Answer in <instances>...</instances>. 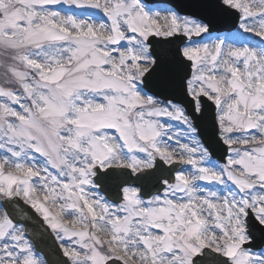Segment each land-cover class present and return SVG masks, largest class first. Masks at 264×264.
Listing matches in <instances>:
<instances>
[{
  "label": "snow or ice",
  "instance_id": "6c2138e0",
  "mask_svg": "<svg viewBox=\"0 0 264 264\" xmlns=\"http://www.w3.org/2000/svg\"><path fill=\"white\" fill-rule=\"evenodd\" d=\"M152 3L0 0V264H264V0Z\"/></svg>",
  "mask_w": 264,
  "mask_h": 264
},
{
  "label": "water",
  "instance_id": "95a60500",
  "mask_svg": "<svg viewBox=\"0 0 264 264\" xmlns=\"http://www.w3.org/2000/svg\"><path fill=\"white\" fill-rule=\"evenodd\" d=\"M153 1H157V0H153ZM169 1L170 3H172L173 5H177L179 4L177 1L175 0H167ZM46 244H51V241L50 240H45L41 243V247H45Z\"/></svg>",
  "mask_w": 264,
  "mask_h": 264
},
{
  "label": "rangeland",
  "instance_id": "374dc122",
  "mask_svg": "<svg viewBox=\"0 0 264 264\" xmlns=\"http://www.w3.org/2000/svg\"><path fill=\"white\" fill-rule=\"evenodd\" d=\"M155 5H158L157 7H160V8H164V7H166L165 5H163V4H160V3H155V4H152V6H155ZM163 5V6H162ZM167 7H169V6H167Z\"/></svg>",
  "mask_w": 264,
  "mask_h": 264
}]
</instances>
